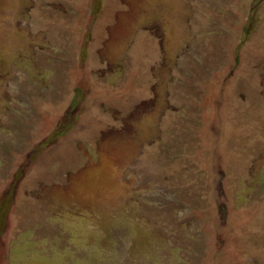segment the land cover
Returning <instances> with one entry per match:
<instances>
[{
    "label": "rangeland",
    "instance_id": "obj_1",
    "mask_svg": "<svg viewBox=\"0 0 264 264\" xmlns=\"http://www.w3.org/2000/svg\"><path fill=\"white\" fill-rule=\"evenodd\" d=\"M0 264H264V0H0Z\"/></svg>",
    "mask_w": 264,
    "mask_h": 264
},
{
    "label": "crops",
    "instance_id": "obj_2",
    "mask_svg": "<svg viewBox=\"0 0 264 264\" xmlns=\"http://www.w3.org/2000/svg\"><path fill=\"white\" fill-rule=\"evenodd\" d=\"M87 52H88V50H87Z\"/></svg>",
    "mask_w": 264,
    "mask_h": 264
}]
</instances>
